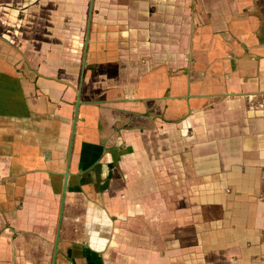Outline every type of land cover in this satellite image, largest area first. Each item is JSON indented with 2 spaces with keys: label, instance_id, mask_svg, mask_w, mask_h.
Masks as SVG:
<instances>
[{
  "label": "crops",
  "instance_id": "crops-1",
  "mask_svg": "<svg viewBox=\"0 0 264 264\" xmlns=\"http://www.w3.org/2000/svg\"><path fill=\"white\" fill-rule=\"evenodd\" d=\"M52 263L264 264V0H0V264Z\"/></svg>",
  "mask_w": 264,
  "mask_h": 264
},
{
  "label": "water",
  "instance_id": "water-1",
  "mask_svg": "<svg viewBox=\"0 0 264 264\" xmlns=\"http://www.w3.org/2000/svg\"><path fill=\"white\" fill-rule=\"evenodd\" d=\"M87 31H88V29H87ZM88 33V32H87ZM67 177H68V173L66 172V173H64V179H65V182L64 183H66V179H67ZM63 193L65 192V186H64V188H63ZM53 263H55V261L53 262ZM52 263V264H53Z\"/></svg>",
  "mask_w": 264,
  "mask_h": 264
}]
</instances>
